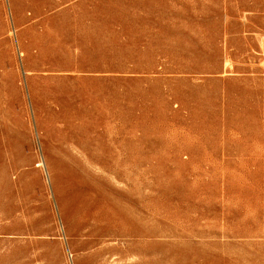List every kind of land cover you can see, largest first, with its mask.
I'll return each mask as SVG.
<instances>
[{
  "label": "rangeland",
  "instance_id": "374dc122",
  "mask_svg": "<svg viewBox=\"0 0 264 264\" xmlns=\"http://www.w3.org/2000/svg\"><path fill=\"white\" fill-rule=\"evenodd\" d=\"M0 264H264V0H0Z\"/></svg>",
  "mask_w": 264,
  "mask_h": 264
}]
</instances>
